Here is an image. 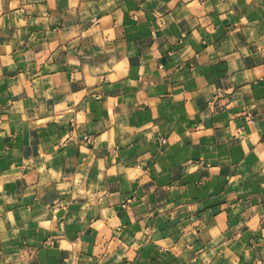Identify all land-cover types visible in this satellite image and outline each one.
Listing matches in <instances>:
<instances>
[{"label": "crops", "instance_id": "crops-1", "mask_svg": "<svg viewBox=\"0 0 264 264\" xmlns=\"http://www.w3.org/2000/svg\"><path fill=\"white\" fill-rule=\"evenodd\" d=\"M0 264H264V0H0Z\"/></svg>", "mask_w": 264, "mask_h": 264}, {"label": "built area", "instance_id": "built-area-1", "mask_svg": "<svg viewBox=\"0 0 264 264\" xmlns=\"http://www.w3.org/2000/svg\"><path fill=\"white\" fill-rule=\"evenodd\" d=\"M250 121H251V119H250ZM84 139H85L86 141H89V140H90V137H89V136H84ZM161 141L164 142V139L161 140Z\"/></svg>", "mask_w": 264, "mask_h": 264}]
</instances>
